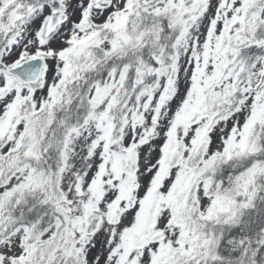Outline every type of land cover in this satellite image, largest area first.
<instances>
[{"label":"snow or ice","instance_id":"6c2138e0","mask_svg":"<svg viewBox=\"0 0 264 264\" xmlns=\"http://www.w3.org/2000/svg\"><path fill=\"white\" fill-rule=\"evenodd\" d=\"M0 264H264V0H0Z\"/></svg>","mask_w":264,"mask_h":264}]
</instances>
